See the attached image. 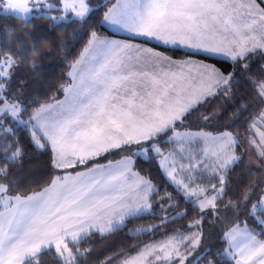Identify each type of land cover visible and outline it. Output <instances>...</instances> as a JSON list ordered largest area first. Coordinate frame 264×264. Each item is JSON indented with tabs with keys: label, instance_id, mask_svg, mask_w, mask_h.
<instances>
[{
	"label": "snow or ice",
	"instance_id": "obj_1",
	"mask_svg": "<svg viewBox=\"0 0 264 264\" xmlns=\"http://www.w3.org/2000/svg\"><path fill=\"white\" fill-rule=\"evenodd\" d=\"M105 26L127 38L104 36ZM70 27L81 31L60 47H83L57 90L63 99L39 103L32 99L39 81L28 77L37 74L41 48L54 43L51 34ZM151 41L163 51L144 46ZM176 49L186 50L187 58L175 59ZM213 55L224 56L231 70L193 59ZM28 56L30 71L22 75ZM254 103L260 111L251 114L246 130L260 137L248 142L258 147L264 177V130L257 127L264 122V0H116L111 6L107 0L95 6L91 0H0V264H44L45 255L52 264H92L93 247L84 242L110 239L154 213L157 195L166 214L161 225L139 228L135 236L186 218L187 209L175 211L180 196L199 218L187 234L165 231L163 239L135 246L136 255L121 264H221L224 257V264H264V238H258L264 237V179H252L253 158L240 152L244 144L235 127ZM193 118L196 131H179ZM164 137L205 145L199 157H189L188 176L176 179L175 154L161 151ZM30 150L50 152L48 179L36 181L40 190L25 187ZM114 150L123 158L102 163ZM153 153L162 157L175 195L135 170L133 157L149 161ZM237 168L248 186L236 185L244 190L224 203L235 191ZM69 169L75 171H56ZM179 169L185 171L183 162ZM169 209L175 215H167ZM221 211L237 221L246 214L261 232L233 223L222 233L227 247L212 256L203 223L209 216L221 222Z\"/></svg>",
	"mask_w": 264,
	"mask_h": 264
},
{
	"label": "trees",
	"instance_id": "obj_2",
	"mask_svg": "<svg viewBox=\"0 0 264 264\" xmlns=\"http://www.w3.org/2000/svg\"><path fill=\"white\" fill-rule=\"evenodd\" d=\"M105 0H91V4L93 6L97 4L104 3ZM116 0H107L109 6L115 3ZM103 10H101L102 13ZM15 27L19 32L21 29L20 24H16ZM38 27H46L44 24H39ZM81 31L78 27H70L66 32L57 33L53 32L51 35L54 39V43L49 47H42L41 52L42 56L37 60V63L40 67L37 69V74L35 77H30V79H35L39 81L36 84L37 94H35L32 99H37L39 103L47 102L51 99V97H63V94L58 92L60 85L64 83L67 79L69 68L67 67L80 53L83 43L76 44L74 47L73 43H69L67 48L60 47L61 41H70L73 36L77 34V32ZM102 34L109 38H120L126 39L124 36H119L112 32L111 30L107 29H100ZM150 47H154L157 51H163V47L153 43H146ZM74 48V50H73ZM178 55H176L175 59H183L187 58L183 55L182 50H175ZM50 53V55H49ZM61 53H68L67 56L62 55ZM167 54L171 55L172 52L169 51ZM195 59L203 60L206 63L214 64V66L221 68L224 71H230L231 69L228 67V62L225 59L219 58H212V57H193ZM29 63L21 66V70L28 69L30 62L32 61V57H26ZM219 62V63H217ZM27 72V71H26ZM22 74V73H20ZM28 74V73H27ZM23 75V74H22ZM26 75V73H25ZM52 89L49 91V89ZM33 108L29 107L28 112L30 113ZM250 115H246L243 120H241L235 127L240 129V139L242 136L248 134L247 128V121ZM197 125L195 118L189 122L187 128L179 129V131H196ZM206 130L211 131V128H207ZM17 132L23 137L25 141H27L28 136L25 134L22 128H17ZM161 151L164 155H169L170 153L175 154V162L177 165V171L175 173L176 179H182L189 175L187 172V165L188 159L191 157V154L194 153V149L198 148L199 153L205 148V145H188L184 144L181 145L178 142H171L170 137H164L160 141ZM210 147V146H209ZM245 148H241L240 152L245 154ZM118 150H114L112 154L109 155L107 160H103L102 163L107 164L111 162H117L123 158L122 155L117 154ZM179 153V154H176ZM246 155V154H245ZM39 157V159H37ZM49 153H40L37 151H29L28 156L25 157L26 160H32L33 163L26 164L24 166V173L25 177H30L28 179L25 187L30 190H40L36 187V181H44L48 179L49 176ZM178 157V159H177ZM194 157H199L194 155ZM135 164V170L144 177L150 179L154 186L163 191H167L168 193L176 194V186L171 183L170 178L167 176L165 171V166H162L163 160L162 157H158L153 153V159L149 161H145L143 157H133ZM172 158L169 159L167 162L168 165L172 164ZM183 162L185 165V171H180L179 165ZM250 168L256 173L252 177V179L258 182L260 178V172L250 165ZM56 171H75L72 169L69 170H56ZM232 181H233V189L235 191L229 192L228 198L225 199L224 203H227L229 198H234L240 192L244 190V188L236 189V185H243L244 187L248 186V177L244 176L241 172V169L237 168L232 173ZM43 186V185H41ZM166 198V197H165ZM180 199V206L175 211L177 212H185L187 209L186 218H177L175 220L169 219L168 223L163 226L162 231L157 232H148V233H141L138 236H135L136 230L139 228H149L152 225H161L162 218L166 215L164 212L161 211L159 208V204L162 202V197L160 195L155 196L153 200L154 205V213L144 215L142 219L134 220L133 222L128 224V227L125 228L123 231H117L112 234L110 239L102 240L99 236L92 238L89 241H85L83 247H88L89 244L92 245V264H104V262L108 260H112L115 264V259L117 257L124 256L125 254H133L136 253L135 246L139 245L142 246L145 243H149L155 240L164 238L163 233L166 231L169 235L175 232L177 229L183 230L185 233L189 232V225L193 223L195 219L199 218L200 213L195 212L192 210V205L190 203H186L182 196L179 197ZM221 209H223V204L220 205ZM259 214V213H258ZM167 215L172 216L175 215L171 209H169ZM221 222L214 223L215 218L209 216L203 223V227L205 233H211V237L204 241V243L211 247L212 256H216L218 253L222 252L224 248L227 247V244L222 240V233L225 228L233 223H239L241 226L247 224L249 228L254 229L257 233L261 232V229L258 227L256 222L253 218H246V214H242L239 221L236 220L235 216L231 213H225L221 211ZM226 216V219H225ZM211 225V227H210ZM195 229H191L194 231ZM132 233L133 235H130ZM135 236V238H134ZM259 238H264L260 237ZM83 250V249H82ZM200 251V249H197ZM195 255V254H194ZM227 257L221 259V264H224V261L227 260ZM44 264H52V257L45 255L44 257ZM201 264H205L204 260H201ZM229 264H234V261H230Z\"/></svg>",
	"mask_w": 264,
	"mask_h": 264
},
{
	"label": "rangeland",
	"instance_id": "obj_3",
	"mask_svg": "<svg viewBox=\"0 0 264 264\" xmlns=\"http://www.w3.org/2000/svg\"><path fill=\"white\" fill-rule=\"evenodd\" d=\"M107 29H109V30H111L112 32H114L115 34H117V35H119V36H124V37H126L127 38V34L126 33H124V32H122V31H120V32H117V31H114L113 30V28H111V27H109V26H105ZM111 39H117V40H121L120 38H111ZM149 43H153V44H157V45H159L156 41H151V42H149ZM145 47H150L149 45H144ZM160 46V45H159ZM155 50V49H154ZM177 50H182V51H186V50H183V49H177ZM210 57H212V58H219V59H225V57L224 56H222V55H213V56H210ZM182 59V58H181ZM183 59H185V58H183ZM193 59H195V58H193ZM258 59V58H257ZM179 60V59H178ZM226 60V59H225ZM204 62V61H203ZM204 63H206V62H204ZM20 71V73H22L23 75H25V73L27 74V73H29V71H30V68L28 67V69H23V70H19ZM27 71V72H26ZM29 79H30V77H28ZM57 98H59V99H63V97H57ZM48 102V101H47ZM44 103H46V102H44ZM259 111H260V109H259V107H258V105L257 104H252V106L249 108V115H250V117H249V119H248V121H247V123L249 124L250 123V121H251V114H253V113H256V114H258L259 113ZM257 127L259 128V129H261V130H264V122H261V121H258L257 122ZM255 132H256V130H252L251 132L249 131L248 132V134L247 135H245V136H242V138H241V140L243 141V144H244V148H245V151L244 152H246L245 154L246 155H251L252 156V158H253V163L251 164V166L252 167H254V168H256L259 172L261 171V168H260V165L256 162V157H257V153H258V147L256 146V145H252V144H249V142H248V138H249V136H253V135H255ZM255 139L256 140H259L260 139V137H259V135H255ZM209 147V146H208ZM211 147V146H210ZM210 147H209V149H210ZM194 153H192L191 154V157H194V155H197V156H200V153H199V150H198V148H196V149H194ZM176 154H179V153H176ZM171 158V157H170ZM177 159H178V157H177ZM113 164H115L114 162H112ZM141 176H143V175H141ZM260 176V178H259V180H258V182L259 181H261L262 179H264V177H261V175H259ZM249 207H251V205H249ZM0 210H2V209H0ZM145 215H148V214H145ZM241 226V225H240ZM244 225H242L241 227H243ZM195 231V230H194ZM172 234V233H171ZM170 234V235H171ZM187 234V233H186ZM259 238V237H258ZM163 239V238H162ZM158 240H160V239H158ZM157 240V241H158ZM151 242H153V241H151ZM151 242H149V243H151ZM143 246V245H142ZM194 254L195 253H193V256H194ZM131 255H136V253H133V254H131ZM125 256H126V254L124 255V256H121V257H117L116 259H115V264H121V261L125 258ZM189 259H192V257L190 256L189 257Z\"/></svg>",
	"mask_w": 264,
	"mask_h": 264
},
{
	"label": "crops",
	"instance_id": "obj_4",
	"mask_svg": "<svg viewBox=\"0 0 264 264\" xmlns=\"http://www.w3.org/2000/svg\"><path fill=\"white\" fill-rule=\"evenodd\" d=\"M120 161V160H119ZM119 161H117V162H114L115 164H117ZM112 163V162H111ZM113 164V163H112ZM115 164H113V165H115Z\"/></svg>",
	"mask_w": 264,
	"mask_h": 264
}]
</instances>
